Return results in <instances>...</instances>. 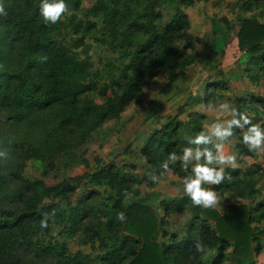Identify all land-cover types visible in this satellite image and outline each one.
<instances>
[{"label":"trees","instance_id":"1","mask_svg":"<svg viewBox=\"0 0 264 264\" xmlns=\"http://www.w3.org/2000/svg\"><path fill=\"white\" fill-rule=\"evenodd\" d=\"M24 1L33 14H17L10 6H4L6 15H0V26L11 25L14 40L29 54L42 53L43 80L37 87L27 86L25 81L23 92L18 94L15 102L25 103L29 110H49L56 106L72 108L82 104L84 112L95 116V124L86 125L81 116L73 113L65 116L60 125L62 128H82L84 140L99 123L120 118L128 106L142 98L145 88L157 77L182 70L190 63L175 44L190 27L188 16L178 12L163 27L162 13L156 7L158 0H96L93 7L86 10V18L91 20L87 19L86 23L72 21L71 32L75 37L69 33L65 40L56 37L62 29L68 32L62 22L46 23L40 15V0ZM185 1L189 4L195 2ZM65 2L67 10L62 17L80 5V0ZM92 17L98 19V24L92 21ZM98 25H102L105 39L112 41L114 50L119 51L121 59L126 61L119 70L124 81L121 93L108 97L103 105H94L88 99L97 88L94 78L98 73L88 59L77 53L84 44L85 35ZM242 31V47L252 53L260 51L250 58L245 71L251 79L264 83V43H259L264 42V25L245 20ZM202 99L196 98V101ZM239 101L236 108L249 114L256 123L257 116L250 112L256 111L254 104L264 99L247 96ZM183 112L180 108L169 123L154 129L146 145L139 150L150 166L143 175H136L130 169L122 173L119 166L111 165L91 176L88 174L85 181L83 178L63 179L48 186L41 180L18 179L17 176L15 181L19 186L13 195L10 192L16 188L5 193L1 187L0 205L4 208L0 210V264H34L36 257L33 261L31 255L50 253L40 241L33 240L42 222L53 227L68 220L74 227L73 234L81 231L89 240L99 242L106 249L101 264H225L230 259L244 261L254 258L260 247L259 241L264 239V196L260 198L261 192L255 187V175L259 172L256 168H227L225 180L215 185L217 190L235 193L247 203H230L222 209L216 206L205 208L193 205L183 194L163 200V215L159 217L156 210L145 204V199L139 198L132 203L126 200L130 195L139 197L144 184L156 174L161 177L172 171L179 177L185 175L179 160L175 164L170 162L167 171L161 166L169 153L179 154L191 137L204 131V115L192 114L187 121H180ZM239 133L241 130L234 128V135ZM240 139L242 141V136ZM239 153L250 157L256 154L249 152L244 144ZM103 183L112 191L106 198L99 199L100 193L88 190L90 192L87 191L86 196L71 208L63 209L57 202L45 203L57 198L70 199L78 186L83 188ZM119 212L124 213L123 221L117 219ZM188 213L193 216L186 234L175 233L167 238L162 232L164 222L174 214L184 216ZM161 232L163 240H157ZM197 242L205 251H197ZM86 261L87 258L80 254H59L53 264H85Z\"/></svg>","mask_w":264,"mask_h":264},{"label":"rangeland","instance_id":"2","mask_svg":"<svg viewBox=\"0 0 264 264\" xmlns=\"http://www.w3.org/2000/svg\"><path fill=\"white\" fill-rule=\"evenodd\" d=\"M95 2L80 0V5L61 17V25L68 32L62 29L57 39L65 40L69 33V36H74L72 21L83 20L86 23V10L92 8ZM0 4L10 6L17 14H33L24 0H0ZM156 7L162 13L163 27L178 12L188 16L190 27L175 44L183 58L190 62L189 65L157 77L145 88L142 98L128 106L120 118L99 123L91 129L86 140L82 128H62L60 125L65 116L73 113L81 116L84 124H95V116L84 112L82 104L72 108L56 106L49 110H29L25 103L15 102L18 94L23 92L25 81L31 87H37L42 82L40 67L43 55L41 52L29 54L20 48L14 40L11 25L0 26V188L3 192L9 193L16 188L10 192L13 195L17 191V176L18 179L41 180L52 186L63 179L83 178L85 181L88 174L91 176L111 165L119 166L122 173L130 169L136 175H143L150 166L139 150L146 145L151 132L169 123L180 108L184 110L180 121H187L192 114L204 115V132H207L213 122L231 118L227 112L218 109L220 103L237 107L241 97L264 99V83L251 79L245 71L250 58L260 51L252 53L242 47L243 22L250 20L264 25V0H195L192 4L185 0H158ZM92 21L98 24L97 18L92 17ZM101 29L102 25H98L88 32L83 46L77 50L79 56L88 59L98 73L94 78L97 88L88 97L94 105H103L108 97L121 93L124 81L119 70L123 67L122 62H126L121 59L120 52L114 50L112 41L105 39ZM256 42L254 39L253 44ZM196 98L203 99L196 101ZM254 106L256 111L250 114L257 116L256 123L264 124V101ZM242 135L241 132L229 138L225 151L236 155L237 168L259 170L255 175V187L260 190L262 198L264 150L256 151L254 157L240 154ZM157 176L144 184L139 197L130 195L126 200L132 203L143 198L145 204L162 217L163 200L184 194L178 183L183 176L179 177L172 171ZM209 187L217 193V208L222 209L235 202H248L235 193L217 190L215 185ZM88 190L100 193L97 196L99 199L112 194L110 187L104 183L99 186L91 184L83 188L78 186L70 199L57 198L45 203L57 202L63 209L71 208L90 192ZM2 208L4 206L0 205V210ZM192 216V213L170 216L166 222L163 221V234L166 233L167 238L175 233L185 235ZM162 232L157 240H163ZM73 233L74 227L69 220L62 225L39 227L33 240L40 241L50 253L46 256L31 255L33 261L36 257L34 264H53L59 254H80L87 258L85 264H101L106 249L99 242L89 240L81 231ZM259 244L254 258L244 261L230 259L225 264H264V239Z\"/></svg>","mask_w":264,"mask_h":264},{"label":"clouds","instance_id":"3","mask_svg":"<svg viewBox=\"0 0 264 264\" xmlns=\"http://www.w3.org/2000/svg\"><path fill=\"white\" fill-rule=\"evenodd\" d=\"M66 10L65 0H40L39 3V13L46 23L56 24ZM0 15H6L2 4ZM217 107L231 118L213 122L207 132L202 131L191 137L179 154L169 153L161 165L167 171L170 162L175 164L179 160L186 173L178 181L182 191L193 205L205 208L215 207L219 203L216 191L209 186L219 185L225 180L226 168L238 167L236 155L225 151V143L234 135V128L243 133L242 143L249 152L264 150V124L254 123L253 117L229 103H220ZM117 219L123 221L124 213H117ZM42 227H47L46 221L42 222ZM196 248L197 251H205L199 242Z\"/></svg>","mask_w":264,"mask_h":264}]
</instances>
